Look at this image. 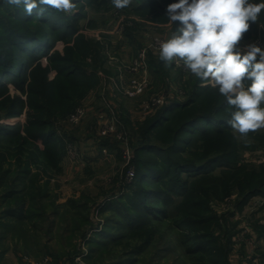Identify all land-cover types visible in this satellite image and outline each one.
I'll list each match as a JSON object with an SVG mask.
<instances>
[{
  "label": "trees",
  "instance_id": "trees-1",
  "mask_svg": "<svg viewBox=\"0 0 264 264\" xmlns=\"http://www.w3.org/2000/svg\"><path fill=\"white\" fill-rule=\"evenodd\" d=\"M2 3L4 0H0V118L3 115L20 116L26 107L31 115V121L25 127L19 122L11 125L0 121V144L4 141L21 142V146L13 147L14 151L8 147L0 150V186L7 188L3 200L9 206L16 202V205L5 208V215L10 218L6 224L10 227L20 224L29 234L37 229L39 220L51 218L48 229L52 232L56 228L55 220L62 217L61 220L70 225L65 231L72 236L84 235L85 226L90 222L86 214L87 205L72 201L71 208L61 210L50 199L51 193L45 184L30 176L29 161L37 162L42 156L51 157V147L59 143L55 131L47 127L48 106H58L59 110L66 111L65 101L73 107L98 83L96 68L85 67L93 44L82 37L77 40V48H73L71 54L55 52L53 48L58 41H69L77 33L78 16L64 13L63 18L56 10H50L43 16L35 13L27 16L15 7H9L6 14L1 11ZM151 3H145L144 7L152 6ZM67 16H71L72 21ZM45 56L50 61V67L56 70L53 82L48 80V69L41 65ZM150 66L155 76L166 75L162 60L150 58ZM195 78L189 82V95L185 100H172L142 126L140 134L143 140L137 147L134 180L124 184L126 191L119 198L106 201L103 207L114 211L119 205L117 209L127 221L113 219L117 221L120 232L104 227L88 239L93 244L91 253L86 257L89 263L93 264L95 259L101 258L110 245L120 243H125V247L130 249L128 259L131 261L134 258L131 255L143 250L144 245L154 238L156 230L152 228L153 222L171 218L170 215L177 212L176 215L182 218L181 224L195 233L194 236L184 234L183 241L187 242L186 250L199 254L198 262L230 264L231 234L223 244L220 237L213 233L219 225V218L210 208V199L229 194L235 185L245 196L239 203L241 206L250 196L264 193V167L247 171L235 165L238 154L227 123L235 107L229 106L219 91L215 104L210 100V105L206 106L205 102L214 95V89L210 85H200V78ZM10 84L21 93H26L28 99L17 93L11 95ZM260 107L264 108V102ZM203 121L213 123L214 127L209 124L202 126ZM153 135L163 143H155L151 139ZM200 137L210 147L202 152L188 150L189 156L186 157L187 148L197 145ZM209 138L213 140L211 143ZM31 143L33 148L28 147ZM55 152L56 159H47L51 164L57 163L58 150ZM15 154L19 156L16 170L11 165H5L12 162L9 156ZM22 155L26 160L22 159ZM224 165L226 168L220 174H213L214 169ZM28 176L31 177L30 183H26ZM122 195L126 196L125 201H121L124 200ZM26 197L30 203L24 208L21 204ZM176 197H181L179 203L175 202ZM123 230L128 231L125 234ZM258 230L264 235V225ZM131 238L138 239L135 246L129 242ZM101 248L104 250L100 251ZM52 254L55 260L59 259V255Z\"/></svg>",
  "mask_w": 264,
  "mask_h": 264
},
{
  "label": "rangeland",
  "instance_id": "rangeland-1",
  "mask_svg": "<svg viewBox=\"0 0 264 264\" xmlns=\"http://www.w3.org/2000/svg\"><path fill=\"white\" fill-rule=\"evenodd\" d=\"M73 2L76 4V8L66 14L79 17L76 21L79 26L77 33L69 41H58L53 50L62 55L71 54L72 49L77 48L78 39L84 37L91 41L90 43L93 45H91V52L86 59L85 67L87 69L96 68L99 81L84 97L76 101L73 107L76 108L80 104L88 102L92 95H95L96 99L93 103L91 102L86 117L78 124L67 122L68 115L75 108L66 116L67 112L73 108L66 101L64 103L67 106L66 111L61 108L59 110L58 106H48L47 127L55 131L59 143L55 147H51V157L42 156L37 162L29 161L30 176L40 184H45L46 189L51 193L50 199L54 200L61 210L71 208L72 201L85 203L87 205L86 214L90 217V222L85 226L84 235L74 234L72 236L71 233L65 231V228L70 225L67 221L61 220L62 217L55 218L56 228L49 232L51 218H47L39 220L36 224L38 225L37 229L27 234L26 228H22L20 224L13 227L6 224L10 218L6 217L5 208L16 205V202L13 201L10 206L6 204L3 194L7 188L0 186V264H23L25 256L39 259L47 255L53 257L54 264H66L78 253L85 254L84 259L86 260L93 247L91 241L88 240L91 236L93 237L97 231L104 227L118 232L120 230L118 223L113 219L121 218L127 221V218L122 216L121 211L117 209L119 205H116L114 211L103 209V207L106 201L117 199L126 191H124V184L130 183L125 182L126 174L131 164L136 169L137 147L143 140V136L140 134L141 128L147 119L163 107H158L150 113H144L139 109L140 106L153 96L164 93H168L169 103L173 98L179 101L185 100L189 95V82L196 77L183 66L182 61L179 66L173 62L171 67H165L166 75L155 76L151 70L150 58L152 60L160 59L159 50H150L147 53V66L154 80L147 90L135 97H129L120 92L111 95L108 91L110 86L113 91H116L112 79L119 76L121 69L126 74L130 73L127 79L135 75L128 66L132 65L142 48L151 42L152 37L159 35L169 39L179 26V22L172 24L166 16V6L176 0H132L130 6L124 9H116L111 0H73ZM150 2H153L152 6L144 7L145 3ZM249 2L260 3L264 0H249ZM9 7L13 6L4 2L1 5V11H5L7 14ZM56 13L62 16L64 14L60 11ZM71 16L66 18L72 21ZM63 18L65 17L63 16ZM250 42L264 46V10L258 17V22L251 24L249 32L244 35L242 43ZM95 43L96 45H94ZM41 65L48 69V80L53 82L56 70L50 67L47 56L42 58ZM104 79H107L106 88H103ZM198 81L200 85H210L214 89V95L205 102L206 106L210 105V100H213L215 104L218 86L204 85L201 80ZM9 93L11 95L17 93L28 99V95L21 93L13 84H10ZM104 93L108 100L117 105V115L125 126L127 140H120L115 135L102 136L100 133L98 115L99 108L105 106L104 99H102ZM60 98L62 99V97ZM29 116L31 115L26 107L20 116L3 115L0 121L11 125L19 122L25 127L31 121ZM208 124L213 125L210 122H201L202 126ZM228 131L237 149L238 159L235 165L244 167L247 171L262 169L264 167V129L249 133L243 139L232 128ZM151 139L155 143H163L154 135ZM211 139L209 138L210 143L213 141ZM198 140L197 145L192 144L189 149L187 148L186 157L189 156L188 150L202 152L210 147L209 144H205L204 138L200 137ZM20 144V141L14 143L4 141L0 144V150L5 147L13 149L16 145L21 146ZM72 144L77 148L75 152L79 153L77 158L72 156L73 153L70 149ZM28 147L33 148L34 144L31 143ZM126 148L131 149V159H128ZM56 150H58L57 163L51 164L47 159H56ZM18 157V154L10 155L9 160L12 162L5 165H11L16 170ZM22 159L26 160L25 156L22 155ZM128 160L130 161L128 162ZM224 168L226 165L218 166L212 172L220 174ZM31 177H27L26 183H30ZM19 187L21 186L19 185ZM122 196L124 200L121 201H125L126 196ZM244 197L239 186L235 185L229 194L213 196L210 199V208L219 218V225L214 228L213 233L220 237L223 244L231 234V250L228 251L230 264H264V235H261L258 230L260 226L264 225V193L250 196L241 206L239 203ZM27 198L24 204H21L24 205V208L30 203ZM179 201H181V197H176L175 202L179 203ZM176 213L171 214V218L153 222L152 228L154 231L156 230L154 238L149 244L141 242V244H145L143 250L132 254L131 256L134 258L131 261L128 259L130 249L125 247V243H120L110 245L108 251L101 258L95 259L93 264H201L196 260L199 259V254H192L186 250L187 242L183 241L184 234L194 236L195 233L181 224L182 218ZM126 231L128 230H123L125 234ZM129 240L134 246L138 243V239L131 238ZM124 241L128 240L124 239ZM103 250L104 248H101L100 251ZM132 250L135 251L134 248ZM52 253L59 255V259L55 260ZM86 262L89 263L87 260Z\"/></svg>",
  "mask_w": 264,
  "mask_h": 264
},
{
  "label": "clouds",
  "instance_id": "clouds-1",
  "mask_svg": "<svg viewBox=\"0 0 264 264\" xmlns=\"http://www.w3.org/2000/svg\"><path fill=\"white\" fill-rule=\"evenodd\" d=\"M27 16H43L50 10L71 13L73 0H4ZM124 9L132 0H111ZM264 2L249 0H176L166 6L170 23L179 26L160 42L159 58L165 67L183 66L202 84L218 86L229 106L228 125L246 138L264 129V46L242 43L250 25L258 22ZM250 82V83H249Z\"/></svg>",
  "mask_w": 264,
  "mask_h": 264
},
{
  "label": "built area",
  "instance_id": "built-area-1",
  "mask_svg": "<svg viewBox=\"0 0 264 264\" xmlns=\"http://www.w3.org/2000/svg\"><path fill=\"white\" fill-rule=\"evenodd\" d=\"M167 40V38L163 36H154L152 37L151 42L148 45H145L139 53V56L133 61L131 66H128L130 70H132L135 75L130 79H127L124 76V72L121 69L119 72V76L113 78V83L116 91H113L111 95H116L118 92L125 94L129 97H135L143 94L150 85L149 79L143 74L148 71L147 66V53L150 50H159V44L162 41ZM142 73V74H141ZM118 90V91H117ZM168 93H164L161 95L153 96L152 98L145 101L141 106L140 110L144 111V113H150L154 111L158 107H162L169 103V99L167 97ZM95 95H92L89 98V101L84 102L77 106L67 117V122L70 124H78L80 123L87 115L91 102L95 101ZM102 99H104V107L99 108L98 115V127L102 136H110L115 135L120 140H127L126 138V130L124 124L121 122L117 115V105L108 100L107 95L104 93L102 95ZM70 149L73 153V158H77L79 153L74 144L70 145ZM128 159L132 158L131 149L126 148ZM130 160H128L129 162ZM135 177V167L133 164L128 168L125 182H131ZM85 254H76L73 259L67 261L66 264H89L84 259ZM23 264H54L53 257L47 255L43 258L35 259L29 256L24 257Z\"/></svg>",
  "mask_w": 264,
  "mask_h": 264
},
{
  "label": "crops",
  "instance_id": "crops-1",
  "mask_svg": "<svg viewBox=\"0 0 264 264\" xmlns=\"http://www.w3.org/2000/svg\"><path fill=\"white\" fill-rule=\"evenodd\" d=\"M122 56V55H121ZM120 56V58H122ZM123 58H125L124 56H123ZM127 72V71H126ZM96 74H97V76H98V78H99V75H98V72H96ZM123 74H125L124 76L127 78V77H129V75H130V73L128 72L127 74L126 73H123ZM142 74V73H141ZM148 79H149V81H150V84L153 82V80H154V77H153V75H152V73H150V71H149V68H148V71L146 72V73H143ZM117 75V74H116ZM107 80V79H106ZM106 80L104 79L103 81V88H106ZM102 86L100 85V88H101ZM108 91L110 92V94H112L113 93V89H111V86L108 88ZM172 95V94H171ZM172 99V98H171ZM173 100H174V98H173Z\"/></svg>",
  "mask_w": 264,
  "mask_h": 264
}]
</instances>
